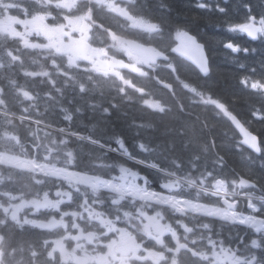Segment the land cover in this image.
<instances>
[{"label":"trees","instance_id":"obj_1","mask_svg":"<svg viewBox=\"0 0 264 264\" xmlns=\"http://www.w3.org/2000/svg\"><path fill=\"white\" fill-rule=\"evenodd\" d=\"M202 2L201 7L198 0H142L141 9L143 16L159 23L164 40L173 42V33L179 28L191 32L205 45L211 69L207 76L202 77L179 58L174 57V62L179 78L199 94L211 96L214 105L199 104L198 100V104H191L195 100L192 94L173 79L168 69L154 73L150 79L134 80L136 86L145 89L144 96L131 88H121L113 78L100 76H88L93 83L82 91L77 84L60 76L57 69L41 66L36 62L38 56L32 55L35 63L31 64L26 49L17 41L13 44L15 40L0 38V55L5 49H12L17 58L10 62V67H0V108L67 132L85 134L102 145L132 157L156 161L164 169L206 185L219 178L234 191L233 182L246 178L254 183L247 191L264 197V35L251 40L231 31L244 22L245 13L264 18V0L253 6L247 0ZM149 41L167 49L157 39ZM42 72L48 75L37 74ZM154 76L171 84L172 92L158 86L152 79ZM150 96L163 109L146 105L145 98ZM223 112L236 115L258 136L260 156L238 144L239 137ZM19 145L27 157H32L34 146L39 145L36 154L39 159H44V153L50 154L65 167L104 179L117 175L123 166L135 165L69 134L43 126L35 128L0 113V151L19 156ZM4 170L2 173L8 175L9 169ZM155 188L159 189L157 185ZM185 196L219 204L216 198L195 190ZM239 201L238 210L249 215L245 201ZM255 203V215L264 219V201ZM208 222L223 239L246 231L240 226L234 230L221 228L216 219ZM31 238L16 231L12 237L16 244Z\"/></svg>","mask_w":264,"mask_h":264},{"label":"flooded vegetation","instance_id":"obj_2","mask_svg":"<svg viewBox=\"0 0 264 264\" xmlns=\"http://www.w3.org/2000/svg\"><path fill=\"white\" fill-rule=\"evenodd\" d=\"M247 2L253 6L263 0ZM141 5L142 0H25L28 30L23 34L30 52H39L41 61L60 72L148 73L124 60L123 43L110 33L138 40L143 27L151 32ZM18 181L16 189L0 183V264H13L9 258L15 264H264L262 232L225 246L219 232L173 206H120L121 197L109 201L107 191L97 196L91 187L85 201L78 185L31 191L27 180ZM174 187L177 193L187 188ZM14 231L32 238L16 244Z\"/></svg>","mask_w":264,"mask_h":264},{"label":"water","instance_id":"obj_3","mask_svg":"<svg viewBox=\"0 0 264 264\" xmlns=\"http://www.w3.org/2000/svg\"><path fill=\"white\" fill-rule=\"evenodd\" d=\"M263 25V21H259ZM260 27L255 24H250L242 27L241 30L246 32L249 36L255 37ZM114 36V35H113ZM115 39L125 42L130 46L141 58L144 64H154L157 60H167L168 57L151 46L141 45L135 43L132 40L124 39L121 37L114 36ZM172 52L179 57H182L189 63L193 64L200 74L206 76L209 73L208 58L204 49L203 44L198 42L195 37L190 34L181 35L178 39L177 44L173 47ZM230 123L237 131L240 136V144L255 153L256 155L261 154V146L259 138L249 131L236 116L229 118ZM250 184L245 179H240L237 186L240 188ZM165 189H171L170 185H163Z\"/></svg>","mask_w":264,"mask_h":264},{"label":"rangeland","instance_id":"obj_4","mask_svg":"<svg viewBox=\"0 0 264 264\" xmlns=\"http://www.w3.org/2000/svg\"><path fill=\"white\" fill-rule=\"evenodd\" d=\"M11 6L13 8H18V5H16V4L11 5ZM22 11H24V9H22ZM33 24H36V23H33ZM148 102L150 103V101H148ZM122 116H124V115H122ZM0 160L2 161V164H5L7 166L16 165V166H19V167L25 168V169H29V167H31V168L34 167L33 164H30L27 160H24L23 157H18V156H13V155H6V156L5 155H0ZM52 172L56 173V172H59V171L54 169V170H52ZM68 179L73 180V182H75L74 184H76V185L89 186V187L94 188V189H99L100 187L103 186V184H105V187H110L114 183V182L106 183V181H104V180H101V179L95 178V177H89V176H80L79 179H78L76 177L73 178L70 175V177ZM126 179H129V177H127ZM121 184H122L121 188H122L123 191H120L119 193H117L118 196H125V197H129V198L135 196V193L132 191V187H129L130 185H127L125 183H121ZM248 198L246 200H247V202L248 201L250 202L251 199H248ZM165 201H169V200H165ZM178 201H181V200L178 199ZM227 203H230V202H227ZM209 216H213L214 217L215 215L211 214ZM8 217H10V215H8ZM209 227H210V225L207 224L206 228H209ZM209 243H210V241H209Z\"/></svg>","mask_w":264,"mask_h":264},{"label":"bare ground","instance_id":"obj_5","mask_svg":"<svg viewBox=\"0 0 264 264\" xmlns=\"http://www.w3.org/2000/svg\"><path fill=\"white\" fill-rule=\"evenodd\" d=\"M141 12H142V14H143V11H142V9L140 10ZM210 12V11H209ZM144 15V14H143ZM147 17H148V15H147ZM151 20V19H150ZM157 23V22H156ZM159 24V23H158ZM157 40H159V42L161 43V44H163L164 46H167V49H169V48H171V46H172V42H169L167 39L166 40H164L163 39V36H161V37H158V39ZM165 43V44H164ZM175 58H178L177 56H174ZM180 59V58H179ZM184 61V60H183ZM186 63H188V64H190L193 68H195L196 69V67L193 65V64H191V63H189L188 61H185ZM196 71H197V69H196ZM161 81H164V80H161ZM91 87V86H90ZM89 87V88H90ZM94 87V86H93ZM93 89V88H92ZM193 99H195V100H193V101H190V103L192 104V103H199V102H197V100L198 99H196V98H194L193 97ZM199 104H201V103H199ZM232 114V113H231ZM232 115H234V114H232ZM236 116V115H235ZM237 117V116H236ZM238 118V117H237ZM239 119V118H238ZM239 121L244 125V126H246L240 119H239ZM229 122V121H228ZM230 123V122H229ZM230 125H231V127L234 129V127L232 126V124L230 123ZM247 127V126H246ZM248 128V127H247ZM249 129V128H248ZM250 130V129H249ZM234 131H235V129H234ZM251 131V130H250ZM236 132V131H235ZM252 132V131H251ZM237 133V132H236ZM253 133V132H252ZM80 133H75V132H72V136H74V137H76V136H78ZM254 134V133H253ZM238 135V134H237ZM256 135V134H255ZM257 136V135H256ZM238 137H239V135H238ZM258 137V136H257ZM246 150H248V151H250L249 149H246ZM251 153H253L252 151H250ZM254 155H256L255 153H253ZM257 156V155H256ZM138 160H140L141 162H143L144 163V165H143V168L145 169V171L148 173V174H150V173H152V172H158V173H160V171H162V170H164V168H162L161 167V165H159L156 161H151V160H145V159H142V158H138ZM240 178H243V177H240Z\"/></svg>","mask_w":264,"mask_h":264}]
</instances>
